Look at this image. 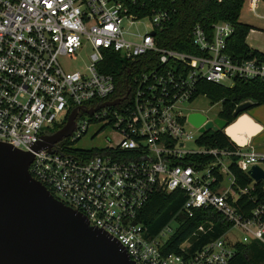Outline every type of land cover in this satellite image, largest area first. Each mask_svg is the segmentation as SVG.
I'll return each instance as SVG.
<instances>
[{"label": "built area", "instance_id": "2783aa9c", "mask_svg": "<svg viewBox=\"0 0 264 264\" xmlns=\"http://www.w3.org/2000/svg\"><path fill=\"white\" fill-rule=\"evenodd\" d=\"M175 1L0 0V142L31 151L30 175L89 225L116 238L135 263L227 264L236 243L264 244V180L247 173L252 165L264 170V151L253 143L255 135L245 145L232 138L226 147L199 145L203 133L188 122L183 103L202 95L197 94L201 81L264 82V61L225 52L233 32L226 21L213 23L211 34L195 24L193 52L159 45L158 33L167 27ZM259 2L264 4L251 0L252 8ZM146 17L144 33L129 30ZM81 49L88 52L85 67L64 68L59 59ZM108 50L128 64L123 95L115 93V77L103 68ZM115 99L119 103L91 114L77 109L75 130L67 138L76 142L91 123L103 122L119 135L116 143L91 152L73 150L70 142L54 144L52 152L31 150L41 136L62 127L74 108ZM214 104L221 110V101ZM192 129L200 134L195 137ZM190 141L196 148L187 146ZM231 164L249 177L245 186L236 183ZM175 190L184 198L179 213L192 216L212 207L231 227L194 251L186 240L180 253H164L180 221L173 219L150 236L136 218L152 194ZM233 229L240 234H231ZM203 231L200 225L193 234Z\"/></svg>", "mask_w": 264, "mask_h": 264}, {"label": "water", "instance_id": "95a60500", "mask_svg": "<svg viewBox=\"0 0 264 264\" xmlns=\"http://www.w3.org/2000/svg\"><path fill=\"white\" fill-rule=\"evenodd\" d=\"M119 101L74 108L62 127L41 136L31 150L54 151L52 146L75 130L77 109L91 114ZM251 105L250 101L237 104L230 123L219 117L206 121L201 111L190 112L187 120L203 133L224 129L223 133L231 138L226 129L232 127V131H256V135L263 127L245 113ZM32 158L31 151L0 142V264H138L116 238L89 225L83 214L54 198L35 180L28 171ZM247 173L257 182L264 180V170L258 165H252Z\"/></svg>", "mask_w": 264, "mask_h": 264}, {"label": "trees", "instance_id": "16d2710c", "mask_svg": "<svg viewBox=\"0 0 264 264\" xmlns=\"http://www.w3.org/2000/svg\"><path fill=\"white\" fill-rule=\"evenodd\" d=\"M244 1L176 0L173 3V12L167 27L158 33V44L171 49L193 52L190 32L195 24H199L211 34L213 23L226 21L232 25L233 32L227 39L225 52L239 60L256 58L264 61V54L250 48L245 42L250 26L239 20ZM141 59L146 60L147 58ZM103 65L104 70L112 73L115 77V93L123 95L126 90V82L130 80V75L126 69L128 64L120 59L116 53L108 50L105 53ZM197 94L204 95L211 103L221 101L219 117L232 122L234 120L232 112L237 104L245 101L252 102L251 106L264 103V82L235 79L231 86H226L201 81L197 84ZM60 127L56 126L53 130ZM68 142L70 139L64 138L59 144ZM74 143L75 141L70 142L72 145ZM197 143L209 147H226L230 146L231 141L225 133L215 131L203 133L197 139ZM72 149L75 150L76 148L72 147ZM186 163L191 164L189 161ZM229 171L239 186H245L250 181L249 177L233 164L229 166ZM243 200L241 199L240 202H244ZM183 201V194L178 190L170 193H154L137 214V221L145 226L147 234L150 236L158 234L171 220L178 219L180 221L179 226L164 244V253H180L179 246L186 240L190 242V251H194L220 237L231 227L222 215L212 207L196 209L192 216L179 213ZM247 202L249 203H246L245 208H250L251 203L250 201ZM200 225L204 226V231L193 234ZM234 248L235 253L227 264H264V244L262 242L253 240L249 243H236Z\"/></svg>", "mask_w": 264, "mask_h": 264}, {"label": "rangeland", "instance_id": "374dc122", "mask_svg": "<svg viewBox=\"0 0 264 264\" xmlns=\"http://www.w3.org/2000/svg\"><path fill=\"white\" fill-rule=\"evenodd\" d=\"M263 6V4H262ZM252 7V3L250 0H245L240 14L242 19H246L252 21L258 25H264V20L254 16L250 13V8ZM259 9V8H258ZM252 12V10H251ZM261 14H264V8L258 10ZM150 20L148 17L142 19L139 23H135L130 26L129 30L136 33H144L147 30V25ZM88 52L81 49L79 50L74 57L67 58L63 57L59 59L62 66L66 69H82L88 63ZM224 85L230 86L232 85L231 80H225ZM183 106L186 108L187 112L192 111H201L205 113L208 118L214 119L217 116L219 117L220 104H214L209 101V99L203 95H199L194 100L183 103ZM249 113L253 116L257 121L261 122L264 128V103L256 106H251L245 113ZM87 116L85 115L84 118ZM234 121V120H233ZM258 122V123H259ZM260 124V123H259ZM193 134L197 137L200 133L192 129ZM207 133L215 132L213 129L205 131ZM204 132V133H205ZM203 133V132H201ZM119 135L114 132L112 126L108 124H104L103 122H93L88 127V130L81 136L79 140H77L73 146L74 148L82 149V150H91V149H102L106 146L114 144L118 141ZM253 143L256 145L258 149L264 150V129L259 132L253 138ZM187 146L194 149L196 148V144L193 141L187 143ZM224 185H228V181L224 180ZM178 225L176 220L172 221L170 227L174 230ZM231 234H240L238 230L233 229ZM168 234H165L162 238H166Z\"/></svg>", "mask_w": 264, "mask_h": 264}, {"label": "crops", "instance_id": "0c3cea01", "mask_svg": "<svg viewBox=\"0 0 264 264\" xmlns=\"http://www.w3.org/2000/svg\"><path fill=\"white\" fill-rule=\"evenodd\" d=\"M251 2V0H250ZM263 3H256L255 7L250 9V13H252L254 16L261 18L264 20V14H261L260 12H258L259 9L264 8V4L262 6ZM259 8V9H258ZM254 9V10H253ZM252 10V12H251ZM239 20L243 23H246L250 26V29L246 35L245 38V42L246 44L252 48V49H256L259 52L264 54V25H258L252 21L246 20V19H242L241 18V14L239 16ZM248 114L253 120L257 121L253 116H251L248 112L246 113ZM259 122V121H258ZM260 125L263 127V125L261 124V122H259ZM264 129V128H263ZM261 151H264L262 149H260Z\"/></svg>", "mask_w": 264, "mask_h": 264}, {"label": "bare ground", "instance_id": "6f19581e", "mask_svg": "<svg viewBox=\"0 0 264 264\" xmlns=\"http://www.w3.org/2000/svg\"><path fill=\"white\" fill-rule=\"evenodd\" d=\"M226 132L234 141H236L240 145H245L247 140L249 138H252L253 135H255L256 133V131H253L251 133L244 132V131L235 132V131H232V127L227 128Z\"/></svg>", "mask_w": 264, "mask_h": 264}, {"label": "flooded vegetation", "instance_id": "af4514ba", "mask_svg": "<svg viewBox=\"0 0 264 264\" xmlns=\"http://www.w3.org/2000/svg\"><path fill=\"white\" fill-rule=\"evenodd\" d=\"M54 131H56V130H53L52 132H54ZM52 132H51V133H52Z\"/></svg>", "mask_w": 264, "mask_h": 264}]
</instances>
